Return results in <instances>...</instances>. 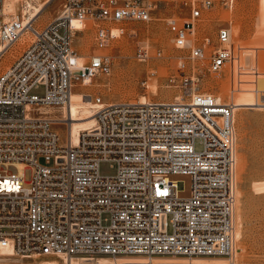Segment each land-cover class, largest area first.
Instances as JSON below:
<instances>
[{"label":"built area","instance_id":"2783aa9c","mask_svg":"<svg viewBox=\"0 0 264 264\" xmlns=\"http://www.w3.org/2000/svg\"><path fill=\"white\" fill-rule=\"evenodd\" d=\"M158 2L64 0L45 26L30 22L32 38L0 74V246L13 255L237 264L236 105L202 91L201 78L231 67L237 85L248 82L244 74L256 85L260 72L243 67L250 56L231 41L228 26L218 28L212 50L209 37L195 40L204 14L219 5L230 12L234 0H187L190 17L170 18L174 45L190 49L196 62L189 67L179 58L178 75L169 77L181 100L105 102L84 88L111 72L104 49L124 33L122 24L150 21ZM6 14L0 0L7 50L28 18ZM91 24L100 51L82 54L74 39ZM138 56H150L147 43ZM75 91L97 105L94 124L77 142L63 138L40 109L60 107L67 118ZM258 92L264 108V89ZM104 160L116 162L115 173L101 172Z\"/></svg>","mask_w":264,"mask_h":264},{"label":"rangeland","instance_id":"374dc122","mask_svg":"<svg viewBox=\"0 0 264 264\" xmlns=\"http://www.w3.org/2000/svg\"><path fill=\"white\" fill-rule=\"evenodd\" d=\"M30 1H33V5L40 2L44 6L38 17L34 19V25L38 28L55 18L64 2V0ZM186 3L187 0H159L150 21L123 23L124 33L104 49L112 57L111 72L96 77L90 83L91 86H84V88L93 92L94 95L102 96L105 102L138 101L141 96L148 101L180 99L183 94L178 87L169 83V77L171 74L178 75L179 58H182L187 66L190 65L189 67L196 62L189 58L190 49H180L174 45L175 32L168 23L170 18L182 23L190 17L191 8ZM28 8L27 0L4 2V9L8 10L6 19L12 15L28 16L26 12ZM203 17V22L196 32V42L209 37L211 44L208 45V49L212 50L218 45L216 38L218 28L228 26L231 31V41L235 46H242L244 47L242 50H246L244 58L247 59L249 57L247 54H251L246 61L243 60V67L247 70L250 68L254 70L257 67L260 72L257 84L254 85L256 88L241 93L240 88L253 87L250 81H255L254 75H242L241 78L248 82L237 85L233 82L231 67L220 77L205 71L201 78V90L211 91L222 101L234 102L236 105L234 115L237 158L236 204L239 205V212L236 215L237 232L235 231L238 248L236 263L264 264V108L257 105L260 101L258 91L264 89V0H234L230 12H226L219 5L205 13ZM92 26V24L89 25L88 30L78 33L74 39L75 48L82 54L100 51L91 34ZM30 34V37L20 36L0 54V74L22 53L32 38V33ZM142 43H147L150 49V56L146 59L138 56V48ZM238 98H242V102H238ZM244 98L246 100L243 101ZM56 110L59 116L65 118V111ZM68 122L69 120L65 119L53 123L63 138L67 136L65 131L68 128ZM40 162L43 163L45 160L41 158ZM116 169L117 164L114 161L104 160L100 163V170L104 174H113ZM10 170L15 168L10 167ZM30 171L26 169L27 179L30 177ZM21 256L14 254L12 260L4 259L2 264L36 263L45 258H55L40 255L31 258ZM113 259L129 260L115 257Z\"/></svg>","mask_w":264,"mask_h":264},{"label":"bare ground","instance_id":"6f19581e","mask_svg":"<svg viewBox=\"0 0 264 264\" xmlns=\"http://www.w3.org/2000/svg\"><path fill=\"white\" fill-rule=\"evenodd\" d=\"M6 0H4L5 2ZM49 0H46V2H48ZM28 3V11H26L28 13V16H25V20L28 18L27 21V28H25L22 32V35H24L25 37H30L31 36V31L29 30L30 28V22L33 21L36 17H38V15L41 13L42 9L44 8L43 4L39 2V4L37 5H33V1L31 2L30 0H27ZM7 4H6V9H7ZM26 9L24 8V11ZM6 13H8V10H6ZM4 51H6V48L0 44V54H2ZM246 55V54H245ZM247 55H251L250 53H248ZM248 57V56H247ZM250 61V60H249ZM246 80V79H243ZM251 82V81H250ZM92 83V82H91ZM242 85V84H241ZM253 87H249V88H240L239 91L241 93L248 91L249 90H253L254 84L252 85ZM140 100H138V102L140 103H145L148 100L144 97L141 96V98H139ZM177 100H181V99H177ZM246 100V98L243 99V101ZM161 102H170L168 100H162ZM238 102H242V98H238ZM61 109L60 107H42L40 108L43 112L46 113L47 117L50 118L51 120L54 121H58V120H65L68 119V128L65 131V134L67 135V137L72 138V140L74 142H77L79 135L82 133V131L87 130L88 128H90L94 122H95V118H94V113L95 110L97 109V105H95L92 101H90L89 99L85 98L82 96V93L80 91H75L72 94V104H71V108L69 109V114L67 118H64L63 116H59L56 113V109ZM62 110V109H61ZM235 123V121H234ZM237 164V163H236ZM236 215L239 212V205L236 204ZM237 218V217H236ZM237 223V222H236ZM237 232V229H236ZM235 232V236H237ZM5 256V257H4ZM12 256L13 252L12 249L10 247H3L0 246V264H2L4 259H11L12 260ZM62 257L64 255H61ZM21 257H28L26 255H22ZM119 260V259H118ZM113 259V257L111 256H98L92 260H88V259H81V258H76L73 257L72 259L68 258L66 259V257H64V260L58 259V258H45L42 259L38 262H22L19 264H62L67 262V264H124V263H129L131 261H134L132 259L129 260H121L118 261ZM21 261V260H20ZM171 261L174 260H165V263H170ZM17 264V262H15ZM14 262L12 264H15Z\"/></svg>","mask_w":264,"mask_h":264}]
</instances>
